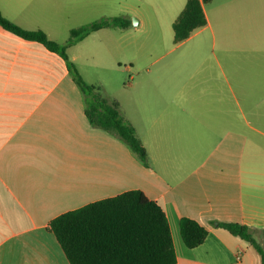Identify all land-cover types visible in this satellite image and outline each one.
<instances>
[{"label":"crops","instance_id":"crops-1","mask_svg":"<svg viewBox=\"0 0 264 264\" xmlns=\"http://www.w3.org/2000/svg\"><path fill=\"white\" fill-rule=\"evenodd\" d=\"M186 2L0 0V13L65 44L72 29L115 17H135L149 36L169 35ZM204 11L207 25L170 49L202 56L187 81L149 74L120 99L102 92L120 103L148 164L94 126L64 57L0 26V264H70L51 222L134 190L165 212L176 264H260L249 243L217 223L248 226L264 248V0H213ZM132 27L101 29L73 46L143 50V40L129 42ZM68 56L98 86L78 67V53ZM182 218L207 229L202 245H184Z\"/></svg>","mask_w":264,"mask_h":264},{"label":"trees","instance_id":"trees-1","mask_svg":"<svg viewBox=\"0 0 264 264\" xmlns=\"http://www.w3.org/2000/svg\"><path fill=\"white\" fill-rule=\"evenodd\" d=\"M213 0H187L173 24L174 44L186 41L207 25L204 5ZM131 21L123 17L104 18L70 31L65 44L51 40L42 31H28L12 23L0 13V26L12 34L42 44L66 60L76 85L86 98V114L94 126L114 134L148 164V154L135 128L122 116L120 103L103 95L101 88L88 83L67 49L92 33L109 27L128 28ZM232 235L250 244L264 264V248L254 232L239 223H217ZM180 235L188 249L202 245L207 229L199 222L182 218ZM70 264H176L177 255L167 216L160 205L142 191L134 190L89 204L65 213L50 224Z\"/></svg>","mask_w":264,"mask_h":264},{"label":"rangeland","instance_id":"rangeland-1","mask_svg":"<svg viewBox=\"0 0 264 264\" xmlns=\"http://www.w3.org/2000/svg\"><path fill=\"white\" fill-rule=\"evenodd\" d=\"M134 19L135 17L131 19L134 27H132L133 31L129 36V42L143 40L145 43L143 50H137V46L133 44L124 50L120 48L116 50L115 46L112 49L107 47L105 50L103 46H99V41H95L94 43L71 46L67 49L68 54L78 53L76 63L84 75L97 83L102 92L119 99L128 91L143 87L141 81L149 74L152 76L166 74L181 78L182 82L187 81L194 74L193 67L198 64L193 65V59L196 58L200 61L202 56L194 57L187 47L171 52L173 31L169 35L160 37L149 36L143 31V28L135 26ZM205 41L209 44L207 54L211 56L212 53H216V41L210 33L207 34ZM150 47H154V49ZM162 55H164L163 59L153 64V61ZM177 57L181 58V64H171V61ZM148 66L151 67V72L147 71ZM82 77L84 76L82 75Z\"/></svg>","mask_w":264,"mask_h":264},{"label":"water","instance_id":"water-1","mask_svg":"<svg viewBox=\"0 0 264 264\" xmlns=\"http://www.w3.org/2000/svg\"><path fill=\"white\" fill-rule=\"evenodd\" d=\"M133 21L135 25H138V20L134 19Z\"/></svg>","mask_w":264,"mask_h":264}]
</instances>
